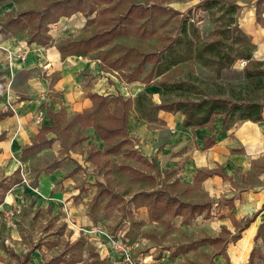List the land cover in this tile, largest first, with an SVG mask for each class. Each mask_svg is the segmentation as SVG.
Masks as SVG:
<instances>
[{
  "label": "rangeland",
  "instance_id": "1",
  "mask_svg": "<svg viewBox=\"0 0 264 264\" xmlns=\"http://www.w3.org/2000/svg\"><path fill=\"white\" fill-rule=\"evenodd\" d=\"M57 1L60 0H0V6L8 8L6 15L0 18V28L5 32L23 33L29 38L34 33L42 38L48 28V44L53 42L58 48L72 51L76 49L71 45L74 40L97 32L104 34L132 10L126 34L110 40L100 49L75 55L92 64H101L108 83L120 81L119 91L123 94L117 96L118 104L121 98L133 100L139 94L137 87H145L153 99L159 100L161 95L167 101L172 100L185 92L173 89L178 82L196 84L208 94H215L222 85L229 96L231 86L238 90L239 83L246 79L228 81L227 76L238 78L247 60H238L230 69H224L227 71L223 79L221 73L202 66L195 59L172 64L183 58L186 47L178 42L175 45L178 51L171 54L167 47L180 38L182 19L186 16L194 19L200 41H211L218 36L215 33L222 22L231 17L235 18L231 27L240 28L244 7L249 15L255 11L261 17L264 12V0H218L219 4L209 9L200 5L202 0H61L68 2L67 6H55ZM232 5L236 7L234 13H230ZM65 10L70 15L54 21ZM44 13L48 15L42 18ZM107 39L109 36L101 37L102 41ZM254 53L255 48L253 58L257 60ZM68 54L63 53V58ZM145 57L149 59L143 63ZM82 73L87 80L90 68L82 69ZM111 75L117 79L112 81ZM161 84L169 86L172 92L164 95ZM255 94L264 103V86ZM107 102L116 105L115 98ZM132 104L129 106L134 111ZM96 109L98 103L92 108ZM104 111L100 107L98 113L109 123ZM87 114L86 111L76 116L75 112L61 111L58 136L66 147L60 153L47 150L43 154L37 153V149H27L14 172L0 174V187L4 188L0 191V204L8 194L4 191L9 192L24 183H29L30 191L36 196H43L38 177L57 167L60 158L72 154L70 150L81 154L76 155L81 160V174L92 175L78 183L82 187L79 205L64 208L59 213H54L50 206L14 207L13 200L9 201L11 208H0V264H218L216 254L225 252L223 240L231 239L232 233L223 228L221 236L217 237L210 233L204 218L196 214L203 211L204 217L208 215L205 211L211 204L206 203L209 197L205 191L200 186L186 187L172 182V177L165 176L155 163L140 155L130 135L116 136L107 142L109 146L119 144L115 153H107L94 143L84 146L93 122ZM26 177H29L28 182L24 180ZM98 192L101 195L96 197ZM148 192L159 194V199ZM27 195L28 192L23 194ZM200 202L203 206L198 209L194 204ZM18 209L19 213L6 219L7 211ZM175 210H180L183 217L175 216ZM82 213L91 220L81 219ZM204 238L209 242H204ZM253 245L251 264H264V227ZM26 252L30 254L29 263L23 261ZM250 255L245 260L231 258L230 264H250Z\"/></svg>",
  "mask_w": 264,
  "mask_h": 264
},
{
  "label": "crops",
  "instance_id": "2",
  "mask_svg": "<svg viewBox=\"0 0 264 264\" xmlns=\"http://www.w3.org/2000/svg\"><path fill=\"white\" fill-rule=\"evenodd\" d=\"M242 3L246 4L244 1ZM7 11L6 6H0V18ZM248 13L244 7L240 28L255 45L254 57L264 61V12L261 17L255 11H251L250 15ZM19 55H25L26 59L22 60ZM62 55L53 42L42 45L31 41L23 33L12 30L0 32V174L14 172L27 149H37V153L43 154L47 150L60 153L66 147L58 136L59 132L52 129V116L55 114L59 121L61 111L75 112L76 116L87 111V117L91 115L93 122L83 145L94 143L107 153H115L107 150V142L111 138L105 141L93 125L97 117L102 123L107 122L99 111L92 110L94 103H99L92 95H104L106 101L116 99V105L107 102V107L103 106L107 117L106 109L113 114L120 105L117 103V96L123 94L119 91L120 81L108 83L101 64H92L74 54L64 58ZM89 68L90 76L85 80L82 69ZM225 71H222L223 79ZM114 78L111 75L112 81L117 79ZM234 79H246L244 68L238 78L227 76L228 81ZM133 83L130 84L132 91ZM136 89L138 93L149 94L145 87ZM134 99L126 100H130L129 105L133 103L134 106ZM152 100L160 104L161 95L159 100L153 97ZM129 108L128 136L136 141L140 155L155 163L165 176L172 177V182L186 187L200 186L209 197L206 203L211 206L205 212L210 216L204 217L203 211H197L196 214L204 218L210 233H215L217 237L221 236L219 233L223 228L232 233L231 239L223 240L226 243L225 252L216 254L218 264H230L231 258L247 259L254 249L255 238H259L260 230L264 227V105L259 120L240 119L226 127L223 117L218 116L215 122L196 128L185 126V115L182 112L159 110L151 119H145L139 115L135 106L134 111L131 106ZM95 113L98 116L94 118ZM40 136L43 138L39 139ZM70 151V156L66 154L59 159L57 167L38 177L43 196H36L31 192L29 183H24L9 189V192L4 191L8 194L0 208L8 207L11 200L16 203L14 207L50 206L54 213L71 208L72 205L78 206L82 188L78 185L92 175L83 173L85 177L82 176L79 169L81 160L76 157L81 154ZM2 190L4 188L1 186ZM25 192H28L27 197L23 196ZM100 195L101 192H98L96 197ZM194 205L203 206V203ZM80 215L81 219L91 220L85 213ZM175 216L183 217L182 214ZM203 241L209 242L207 238ZM251 259L252 254L250 264ZM23 261L29 263V252H26Z\"/></svg>",
  "mask_w": 264,
  "mask_h": 264
},
{
  "label": "trees",
  "instance_id": "3",
  "mask_svg": "<svg viewBox=\"0 0 264 264\" xmlns=\"http://www.w3.org/2000/svg\"><path fill=\"white\" fill-rule=\"evenodd\" d=\"M68 2L57 1L55 6L64 5L67 6ZM218 0H203L200 5H203L205 9H209L218 5ZM236 7H230V13L235 12ZM132 10L124 16H121L120 22H118L114 28L109 29L104 34L97 32L86 38L74 40L72 46L75 50L69 51L65 47H60L61 53L68 52L69 54H86L92 49H100L107 45L108 42L118 36L127 33V26L131 23ZM47 14V13H46ZM42 14V18L47 15ZM46 15V16H45ZM70 15L68 11H63L57 15L58 21L62 16ZM235 24V18L231 17L219 26L216 30L215 39L211 41H200V34L196 23L193 18L185 17L182 19L180 38L174 43L171 42L168 45V52H177L176 44L183 42L185 44L184 54L181 60H174L171 63L177 64L179 62L187 61L188 59L197 60L202 66L213 69L217 74H222L224 69H230L238 60H247L245 66V81L239 83L240 87L235 90L231 86L229 90V96L226 95V91L222 87L219 88L215 94H208L202 90V87L196 84L187 85L185 82H178L173 86V89L177 91L181 89V94H177V97L167 101L162 98L160 104L155 103L152 97L146 92L139 93L134 99V106L136 111L142 118L151 119L159 110H165L169 112H182L185 115L184 124L186 127H201L216 121L218 116H222L224 119V126L229 127L236 123L240 119L259 120L261 118L262 108L264 103L261 102L256 91L264 86V62L253 58V49L255 48L249 35H247L239 27L232 28L231 25ZM40 27V26H39ZM45 29L44 36L40 38L37 33L31 37V41L38 42L42 45H47L50 41V36ZM0 32H3L0 29ZM109 36L107 40H101L102 36ZM100 41V42H99ZM162 57V55H161ZM149 57L143 59V63L147 62ZM163 70L160 71L162 73ZM164 90V95L169 94L170 87L166 84H161ZM248 91V92H247ZM92 98L98 103L99 111L100 107H107V101L105 98L98 94H93ZM98 99V100H97ZM130 100L121 99V103L115 113H110L106 109L109 123H102L101 119L97 117L94 119V127L100 136L108 141L112 137L123 135L128 137L127 121L129 113ZM52 129L55 132H59L57 128L58 121L56 115L53 114ZM54 126V127H53ZM52 141V140H50ZM110 152H116L118 145L107 147ZM156 199H159V194L152 193ZM151 195V194H148ZM170 200L177 202L176 198L169 196ZM198 209L201 205H195ZM199 213H202L199 211ZM175 215L182 214L180 210L174 211ZM80 242V241H79ZM78 242L75 243V245Z\"/></svg>",
  "mask_w": 264,
  "mask_h": 264
},
{
  "label": "built area",
  "instance_id": "4",
  "mask_svg": "<svg viewBox=\"0 0 264 264\" xmlns=\"http://www.w3.org/2000/svg\"><path fill=\"white\" fill-rule=\"evenodd\" d=\"M19 57H21L22 60L26 59L25 55H19ZM24 180H25V182H28V180L26 178ZM19 212H20L19 209L18 210H14V211H7L6 214H5L6 215V219H11V216H13L15 213H19Z\"/></svg>",
  "mask_w": 264,
  "mask_h": 264
},
{
  "label": "water",
  "instance_id": "5",
  "mask_svg": "<svg viewBox=\"0 0 264 264\" xmlns=\"http://www.w3.org/2000/svg\"><path fill=\"white\" fill-rule=\"evenodd\" d=\"M246 62H244V64H245Z\"/></svg>",
  "mask_w": 264,
  "mask_h": 264
}]
</instances>
